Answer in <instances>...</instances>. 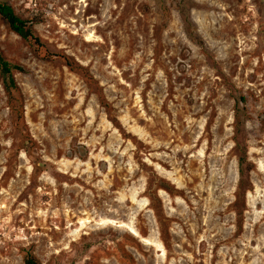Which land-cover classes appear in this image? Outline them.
I'll use <instances>...</instances> for the list:
<instances>
[{"label": "rangeland", "instance_id": "374dc122", "mask_svg": "<svg viewBox=\"0 0 264 264\" xmlns=\"http://www.w3.org/2000/svg\"><path fill=\"white\" fill-rule=\"evenodd\" d=\"M0 2V264H264V0Z\"/></svg>", "mask_w": 264, "mask_h": 264}, {"label": "trees", "instance_id": "16d2710c", "mask_svg": "<svg viewBox=\"0 0 264 264\" xmlns=\"http://www.w3.org/2000/svg\"><path fill=\"white\" fill-rule=\"evenodd\" d=\"M0 16L4 19L8 28L12 30L14 33L19 35L24 41H26L32 48L34 54L39 55L40 51L45 48V44L41 40L40 36L35 31L33 25L34 23L39 21V16H34L31 20H26L21 18L13 9V7L4 2H0ZM49 56H58L63 58L65 63L71 68H76V63L74 60L66 55H54L45 51L43 58H48ZM18 71L21 73H27V69L17 63H13L7 60L0 51V73L4 78V88L8 94L10 102L15 106V102L17 101L16 93L18 92V86L15 82L14 72ZM239 123V117L238 121ZM238 128L236 129V133H238ZM237 148L240 150L237 162H238V184L237 191L238 195L248 188V176L249 172L252 169L250 163L247 160L245 152L239 148V145L236 144ZM237 204V201H236ZM89 248L87 245L86 249ZM23 264H40L37 258L31 253L27 252L23 257Z\"/></svg>", "mask_w": 264, "mask_h": 264}, {"label": "bare ground", "instance_id": "6f19581e", "mask_svg": "<svg viewBox=\"0 0 264 264\" xmlns=\"http://www.w3.org/2000/svg\"><path fill=\"white\" fill-rule=\"evenodd\" d=\"M125 224V223H124ZM121 225H123V224H121ZM130 228V227H129ZM130 233H133V234H137V232L133 229V227L130 229ZM138 235V234H137ZM143 240H144V238H143ZM147 240V239H146Z\"/></svg>", "mask_w": 264, "mask_h": 264}]
</instances>
